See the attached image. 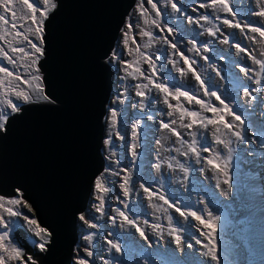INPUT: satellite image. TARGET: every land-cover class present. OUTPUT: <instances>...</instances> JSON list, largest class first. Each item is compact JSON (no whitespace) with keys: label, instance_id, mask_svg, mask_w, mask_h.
I'll use <instances>...</instances> for the list:
<instances>
[{"label":"clouds","instance_id":"clouds-1","mask_svg":"<svg viewBox=\"0 0 264 264\" xmlns=\"http://www.w3.org/2000/svg\"><path fill=\"white\" fill-rule=\"evenodd\" d=\"M136 1L137 0H134L133 7L127 16V20L133 13ZM161 1H166L168 3L172 2V0H158V2ZM173 2H175L180 9L179 18L183 19L184 25L183 27H178L175 23H172L177 30L173 31L172 34L167 30H164L163 33L166 34L168 41L177 45L179 51L172 49L170 44L165 42L164 38L153 39L151 41V46L156 53V57H160L161 66L157 69L156 76H154L152 70L150 69L149 71L147 67L142 70L146 76H151L157 83L164 82L167 83L169 87H181L182 90L188 91L198 99L204 100L207 104V96L204 94V89L200 86V83H195L196 80L193 75L188 74L187 77V75H182L178 70L180 68L187 70L188 68V65L184 64L183 58L180 56V53L183 52L184 56L189 57L190 61L193 62L191 64L192 68H194L200 74L201 79L204 80V87L214 89L222 96L221 99H225V103H231L233 110L236 111L238 115H241V119L245 121L244 126L247 129L243 132L245 139L237 140L230 132L221 137L222 139L232 141L233 158L229 165V174L227 177L231 186H228L226 189H219L218 186L213 188L208 181L209 177L215 180L216 178L209 174V170L206 167L207 155L202 149L204 147H208L209 150H211V148H216L217 144L212 134L214 126L209 125L211 126L209 143L205 142V128L199 126V121L197 124L193 125L192 128L182 126L190 123L191 120L185 117V119L181 121V110L187 108L191 111H197L196 108L198 107L201 111L202 106L195 102L189 103L184 97H181L179 100L181 108L175 110L170 109L167 104L164 103V94L159 93L154 85L146 89L145 96H137L136 91L138 89L136 85L143 84L144 81H147L143 76L137 78L129 76L127 73L124 74L123 72L121 74V76L125 77L121 80L123 86L118 87L119 79H117V76H120V62L117 61L116 66H114L111 61V55L108 61L117 69V74L114 83L115 89L112 92L111 99L107 106L105 121L107 118H110L109 108L111 106V101L115 102L119 97L121 102L117 101L119 105L116 108L119 112L118 124L116 126L111 124L110 133L113 134L112 143L116 148L115 150L117 151L121 148L123 151L122 154L117 151L120 156L118 161L119 165H117L113 164L117 163V161L108 162L104 149L106 166L101 175L104 176L105 174L112 173L113 177L111 179L105 177L106 180L108 179L110 189L113 187V192L117 191L116 195L119 198L130 202L127 203V209L124 207H118V209L126 211L130 218L135 219L138 224H144L145 227H143V229L145 232L146 228H153L149 225L152 223L160 225L161 227L159 229L153 228V230L159 233V236L151 235L145 240L139 235V232L133 230V227H131L129 232L130 226H126L121 222L117 224L113 223V217L116 219L122 217L119 216L118 212L117 214L113 212L110 205H108L106 209L108 215L105 217V223L107 227H104V222L102 221H99V226L103 227L104 232L102 233L104 234V239L112 240L113 242H118V239L120 242L122 241L123 250L129 255H134L136 264H145L144 260L150 261L149 264H210L209 258L203 254L205 249H203L201 244L196 243L197 239L204 243L208 242L204 233L208 232L209 229L205 228L199 221H196L191 216L185 218L179 214L171 216V223L165 220V225H162L164 210L159 201H154L153 198L152 200L147 198L144 189L140 187V185H144V187L149 188L155 194H163L165 198L172 199V194L175 195L178 198L176 201L180 203V208L184 211H196L203 215L205 219H207V211H211L214 216H219L220 220L214 223L215 241L218 253L221 252L222 245L231 243L235 246L233 250V260L224 256L226 259L224 261L225 264H246L247 260L252 255V253L249 252V244H252L254 247L264 246V243H262V239H264V213L261 214L260 212L264 210V194L259 195V200L255 202L252 209L247 208L246 204H239L243 200L242 198L248 187L245 177L247 174H250L257 181L261 182L264 187V172L262 168L259 167V163H262V157L264 155V151L261 150V148H264V73L260 72L259 65L252 64L235 45L239 44L242 48L247 47L248 40L246 38L250 35L249 40L254 43L253 46H251L252 48L260 44V53L258 50L252 52L257 56V59H264V56L261 55V53L264 52V46H262L259 40L251 39L252 36L257 38L259 33H252L248 28H245L242 32L239 28H232L225 25L223 20L231 19L233 22L240 20L242 27L244 21L251 22L253 26H259L253 18V16H256L253 14L254 11L259 10L248 9L249 6H254L255 0H233L230 6L237 15L232 16L231 13L224 12L223 16L220 17L218 13L214 15L212 8L200 7L201 4L208 3L209 0H173ZM248 2L249 4L247 6ZM262 3L264 4V0H262ZM254 7H256V5ZM198 11L202 13L199 14ZM205 14L209 15L210 21L200 19V17ZM188 17H192V20L190 21ZM197 19H200V22H204V24L200 26L195 23ZM165 21L169 23V20ZM140 28L136 20L135 30L138 33ZM208 29L215 31L216 35H211ZM125 30L126 23L121 30L120 39L113 52L118 48L120 40H122L121 35ZM234 34H237L238 37H234ZM172 36H174V38H172ZM225 38H228V44L223 43ZM193 40L196 41L195 45L191 43ZM204 45H207V50H204ZM196 48H199L200 51H196ZM120 54H122V51H120ZM205 56L207 60L204 59ZM132 60L133 58H129L126 61ZM241 62H244L245 67L254 69V71L249 73V76L239 72V64ZM187 78H189V86L187 85ZM248 78L251 80L248 85L252 93L250 97L244 96L241 91V88L245 86L243 80ZM256 80H259L260 83L256 84ZM191 90L194 91L192 92ZM229 91L231 95L233 94V97L235 96V100L225 97ZM169 102L173 105L177 104V101L171 97H169ZM210 103L214 104L216 107H218V105L223 107V105L217 103L215 99H210ZM169 112H172V115H168ZM205 113L206 111L202 107V111L200 112L201 116ZM149 117H151V119H149ZM224 119L228 122L232 121V117L227 115L224 116ZM173 120H175L176 123L171 126L176 128L177 131L180 132L181 137H183V140L188 143H191L192 140L185 134L189 132L195 133V139L197 140L196 147L201 157L199 160L194 153L188 150L187 143L180 149L174 147V144L170 142L169 136L165 134V131L170 132V130L164 129L161 126V121L171 124ZM134 125L135 127H133ZM117 132L119 135L116 134ZM167 148H174L173 155H171ZM185 152L188 153V160L193 163V166H186L183 159V153ZM133 153H135V155H133ZM221 156H227V150L225 148L224 154H221ZM131 159L134 161L133 165L131 164ZM249 163H253V166L251 167ZM157 164L160 165L159 168L156 167ZM169 164L172 165L171 168ZM181 164L187 169L186 172L180 168ZM210 167L213 169L212 166ZM116 173H118V175ZM129 173H131V181L127 186L130 189V194L125 197L121 186L124 184L123 177ZM178 181L181 182L180 186L176 183ZM115 182H117V184H115ZM118 183L119 187L117 188ZM208 190L212 192L209 193ZM186 192L187 199L184 200ZM93 194L91 202L94 198ZM91 202L87 210L88 214L90 213L89 209ZM147 203L156 205L158 210L154 211L151 210V208L148 210L146 207ZM261 205L262 207H260ZM167 208L168 210L172 209V207L169 206ZM129 211L132 213L135 211V216L130 215ZM232 213H237L239 217L238 221L245 224L248 223V221L251 223L254 216H257L259 225L253 224V226L261 229H258V235H249L247 233L248 231L243 226L238 228V232L231 228L230 219ZM145 221L147 223H145ZM172 228L180 230L178 234L183 238L181 246H177L174 243V236L168 234ZM161 231L163 232L162 238L160 235ZM103 240L98 242L96 249L90 248L91 251L96 250L98 252L96 255L93 254V256L90 257L91 260L88 259L87 255H84L83 258L88 259L90 264H106L104 258H108L109 264H127L124 262L127 260L121 258L117 253L113 252L112 249V254L109 256L106 252L107 247L103 246L102 248ZM80 244L81 233L79 230V241L75 247L73 256V261L76 263L78 259L81 258L77 257V250ZM188 244L192 246L188 247ZM34 249H36V252H41L39 249L33 247V250ZM23 251L25 260H27L29 255H25L24 248ZM44 252L45 251L42 253ZM261 252H264V248L260 250V253Z\"/></svg>","mask_w":264,"mask_h":264},{"label":"water","instance_id":"water-1","mask_svg":"<svg viewBox=\"0 0 264 264\" xmlns=\"http://www.w3.org/2000/svg\"><path fill=\"white\" fill-rule=\"evenodd\" d=\"M45 22L39 61L50 101L22 104L0 131V195L16 189L51 232L47 250L33 253L27 236L14 235L36 264H77L79 215L87 212L94 181L105 169L107 106L117 69L108 61L134 0H55Z\"/></svg>","mask_w":264,"mask_h":264},{"label":"snow or ice","instance_id":"snow-or-ice-1","mask_svg":"<svg viewBox=\"0 0 264 264\" xmlns=\"http://www.w3.org/2000/svg\"><path fill=\"white\" fill-rule=\"evenodd\" d=\"M262 0H256V3H261ZM147 3L151 6V9L154 10V18L152 13L149 12L148 8L144 6V0H140V3L137 5L139 11L140 20L144 25H152L160 29L161 32L164 31V27H161V12L158 8L155 0H147ZM12 0H0V24L9 25L10 28H4L3 35H0V40H4L8 45V50H5L3 46H0V61L6 60L9 65H12V68L5 66L4 63L0 62V131L5 130V125L8 121L9 114L19 113L23 103H34L40 100L50 101V96L45 92V86L43 83V77L39 74V61L44 56V33H45V22L49 19L50 13L57 8V3L55 0H20V6L18 9L13 10L10 7ZM172 9L179 12L180 9L177 7L175 2L171 3ZM201 8H212L215 11H222L225 13H231L232 16H236L237 13L233 12V8L229 4V0H209L208 3L200 5ZM17 11H20L21 16L17 17ZM11 12V17L6 19V14ZM256 16L264 17V7H260L259 11L253 13ZM28 21L30 23L25 26L24 23H21L19 28H17V20ZM191 21L192 17H188ZM204 21H210L209 15L205 14L200 17ZM200 19H197L195 23L199 24ZM223 23L232 28H239L242 32L245 28H248L252 33H259L261 37H264V20H261L259 26H253L251 22L244 21L243 27L240 20L233 22L231 19H224ZM169 33L173 32L174 29L167 27ZM133 32V21L131 17L126 21V30L123 32V44L127 47L128 55H132L135 52V59L132 61H123L121 56L116 52L112 53V57L124 64V71L129 76L141 77L143 76L146 80L149 81L148 84H139L136 85L138 89L136 91L137 96H145L144 89L149 88V84L154 85L155 89L159 93L164 94V103L170 109H180L181 105L179 100L181 97H184L189 103L195 102L198 105H201L206 111L213 114L212 118L201 116L198 111H191L187 108H183L180 113V119L183 121L185 117L190 118L191 122L185 125H182L186 128H192L193 125L197 124L199 121V126L207 129L209 125L214 126L213 136L215 137V143L218 145H223L227 150V156H221L220 152H216L214 156L207 158V164L212 166L213 170L217 173H223L226 177L224 183L229 184L228 174H229V165L231 164L233 158V150L231 147L232 141L225 140L221 137L223 135L231 133L237 140H244L245 137L243 132L247 129L245 128V121L241 119V115H238L236 111L233 110L231 103H225V99H221V96L217 95L216 91H210L208 87H204V80L201 79L199 73L192 68L189 57L184 56L183 52L180 53V56L183 58L184 64L188 65L187 70L184 68L178 69L182 75L187 73H192L195 80L199 81L200 86L204 89V94L206 96L215 97L221 105L222 108L216 107L214 104H206L204 100L198 99L195 95L189 93L188 91L182 90L181 87H169L167 83L160 82L157 83L154 81L151 76H146L144 71L140 67V59L143 58L148 64L153 73L156 71V65L152 60V57L140 51V46L136 44L135 48L128 47L130 40L133 44L136 43L135 36L130 35ZM208 32L215 36L216 32L212 29H208ZM140 35L142 37H148L149 43L153 38V33L151 31L141 30ZM6 37H11V40L6 39ZM165 42L169 43L171 48L179 51L177 45L168 41L167 37L164 38ZM251 39H256L255 36H252ZM195 45L196 41L191 42ZM223 43L228 44V38L223 40ZM14 44H19L20 46H14ZM147 46V45H146ZM235 47L240 52H247L246 48H242L239 44H236ZM191 50V49H190ZM200 51L199 48L195 49ZM204 50H207V45H204ZM12 53V54H10ZM249 55H251L249 53ZM264 56V52L261 53ZM207 60V57H204ZM251 59L254 64L260 66V72L264 73V59H257L255 56H251ZM22 68L23 72L18 71ZM131 70V71H130ZM241 71L248 75L254 69L242 68ZM256 84H259L260 81L256 80ZM243 95L250 97L252 93L245 88ZM169 97L177 101L176 105H173L169 102ZM227 98V97H226ZM19 101L20 103L16 102ZM118 102H121L119 97L117 98ZM168 115H172V112H169ZM227 115L232 117V121L228 122L224 119V116ZM119 112L117 109L113 108L110 110L111 124L116 126L118 124ZM151 119V117H149ZM239 122V123H237ZM176 121H171V124L164 123L161 121V126L164 129L170 130V132L175 135L181 142V144H188V150L194 153L199 160L200 152L197 150V140L195 139V133H192L193 140L191 143L183 140L179 131L171 125L175 124ZM135 127V125L133 126ZM238 129V130H237ZM223 130V131H222ZM119 135V133H116ZM122 139V137H121ZM106 143H111V141H106ZM204 152H208L209 148L204 147L202 149ZM179 151V150H177ZM187 155V153H184ZM135 155V153H133ZM219 161V162H218ZM157 168L160 167L159 164L156 165ZM171 168L172 165L169 164ZM180 168L185 172L187 169L184 168V165H180ZM118 175V173H116ZM124 184L121 186L123 188V194L125 197L129 196L130 189L129 185L131 181V173L123 177ZM219 186V185H217ZM231 185L229 184V187ZM144 189V192L147 194V198L152 200L153 196L156 195L149 188L140 185ZM95 192L97 193V199L99 204L97 206V211L103 213L104 211V200L105 194L110 191V186L108 181L103 175L97 177L94 181ZM17 196L6 197L0 195V264H10L11 261H19V264H36L34 258L29 255L27 260H25L23 244L16 240L15 230L18 228H24L27 225V230H30L32 237H29L28 242L35 248H38L39 251L43 252L47 250V245L51 242V232L46 226H42L35 215L26 214L23 209H27L28 213H32V207L26 199H24V193L21 189H16ZM159 200L164 201L165 204H168L169 207L175 209L180 216L187 218L191 216L196 221H199L201 225L205 228H208L209 231L204 233L207 237L208 242L204 243L203 241L197 239L196 243L201 244L204 251V255L209 258L210 264H221V258L218 253L217 244L215 241V227L214 223L220 220L219 216H214L211 211H207V219L196 211H184L180 207H177L174 203H171L164 195L158 197ZM156 207V205H153ZM124 208L127 209L128 205L124 204ZM119 213V216L122 217V221L126 222L128 225L135 227L136 231L139 232V235L145 240L148 239L144 230H142L137 221L127 214L126 211H121L120 209L116 210ZM20 217L23 219L24 224H20L16 220L10 218ZM115 217L112 218L113 223H115ZM169 222L171 223L172 217H168ZM79 220L83 222L87 228L95 229L98 227L96 223H91L89 219H86L85 215H79ZM145 223H147L145 221ZM154 229H159L160 225H152ZM179 229L172 228L169 231L170 236H174V243L177 246H181L183 243V238L179 235ZM94 233L83 236V239L88 241L89 244L93 241ZM161 238L163 232L160 233ZM108 244L111 245L112 249H115L116 252L121 251V245L119 242H113L108 240ZM191 244H188V247H191ZM84 251L87 257L93 256V251L89 247H85ZM77 264H90L88 259L83 257L79 258Z\"/></svg>","mask_w":264,"mask_h":264},{"label":"rangeland","instance_id":"rangeland-1","mask_svg":"<svg viewBox=\"0 0 264 264\" xmlns=\"http://www.w3.org/2000/svg\"><path fill=\"white\" fill-rule=\"evenodd\" d=\"M155 2L157 3L158 8L160 9V12H161V17H160L161 27H164L165 25H167V27L173 28L174 31L177 30V28L172 23H175L178 27H183V25H184L183 19H180L179 18L180 11L177 12L174 9H172V7H171V3L173 2V0H172L171 3H168L166 1L158 2V0H155ZM232 2H233V0H229V4L230 5H231ZM139 3H140V0H137L136 1L135 8L133 10V13L130 16L131 19H132V21H133V32L130 33V35H134L135 36L136 43L133 44L131 42V40H130V43H129V46L128 47L135 48L136 47V44H138L140 46V51L141 52L146 53L147 55H149V56L152 57V60L154 61L155 65H156V71L153 74H154V76H156L157 75V69L161 66V59H160L159 56L156 57V53L153 51L152 46H151L152 43H149V38L148 37H142L140 35V32H141V30L151 31L153 33L152 40L153 39H159V38H165L166 37V34L163 33L164 31L161 32L160 29L156 28L155 26H152V25H144L143 24V22L140 20L139 11L137 9V5ZM200 3H198V4H200ZM248 4H249V2L247 3V6H248ZM255 5H256V7H254ZM19 6H20V0H12V4L10 5V7L13 8V10L18 9ZM144 6L147 7L148 10H149V12L153 14L152 17H150V19L151 18H154V10L151 9V6L150 5H148L147 0H144ZM254 6L253 7L249 6L248 9H250V10H259L260 7H264V4L262 2L258 4V3H256V0H255ZM0 11H2V9H0ZM213 11H214V15L218 13V16H220V17L223 16V14H224V12H222V11H215V10H213ZM254 12H256V11H254ZM198 13L200 14L202 12L198 11ZM21 14L22 13L20 11H17V17L21 16ZM10 17H11V12H9V13L6 14V19L7 18H10ZM253 18H254L255 22L258 23V25H259L260 21L263 20L259 16H253ZM136 20L139 23V26L141 27L139 29V33L135 30ZM165 20H169V23L166 22ZM21 23H24L25 26H27V24L30 23V22H28V21H21V20L18 19L17 20V28H19V26H20ZM167 27H164V30L165 31L167 30ZM4 28H10V24L9 25H2V24H0V35H3ZM172 33L173 32H171V34ZM249 36H247V38H246L248 40L247 41V47H243V48H246L247 49V52H243V55H245L252 62V64H254L253 61H252V59H251V56L253 55L256 58H257V56L254 55L250 51V49L252 48L251 46H253L254 43L251 40H249L250 39ZM121 38H122V40H120V43L118 45V48L116 49L115 52L121 56V60H123V61H126L129 58L135 59L136 58L135 57V52L132 55H128L127 47H125L124 44H123V33L121 35ZM172 38H174V36H172ZM6 39L11 40L12 38L11 37H6ZM256 40H259L261 42L262 46H264V37H261L260 35H258V37L256 38ZM0 46H3L5 48V50H8V45L5 43L4 40H0ZM14 46H20V45L19 44H14ZM248 47H251V48H248ZM120 51H122V54H120ZM249 53L251 55H249ZM10 54H12V53H10ZM111 61L113 62L114 66H116L117 60H115L112 57ZM0 62L4 63V65L7 66V67H9L10 69L12 68V65H9L6 60L0 61ZM254 65H256V64H254ZM140 67H141V69L147 67L149 69V71H150L149 64L143 58L140 59ZM242 68H245L244 62H241L239 64V72L241 74H244L245 75V73L243 71H241ZM248 68L251 69V67H248ZM18 71L23 72V69L20 68V69H18ZM123 72H124V74H126V72L124 71V64L120 62V65H119V73H120V76H117V79H119V84L117 85L118 87L123 86V84H121V80L123 78H125V77L121 76V74ZM188 74L193 75L192 73H187L186 74L187 77H188ZM177 76H179V75H177ZM248 76H249V74H248ZM243 81L245 83V86L243 88H241V91L243 92L245 88H247L249 91H251L250 87L248 86L250 84L251 80L248 78V79L243 80ZM197 82H199V81H195V83H197ZM148 83H149L148 80L143 82V84H148ZM151 85L152 84H149V86H151ZM187 85L188 86L190 85L189 78H187ZM208 88H209L210 91H215L214 89H212L210 87H208ZM143 91L146 94V89H144ZM191 91L193 92L194 90H191ZM217 95L221 96L219 93H217ZM234 95H235V93H234ZM225 97H227L228 99L230 98L231 100H235L234 99L235 96L233 97V94L231 95L230 94V91H229V93L227 92V94H226ZM210 99H215V97L207 96V104L210 103ZM16 102L20 103L19 101H16ZM216 102L219 103V101H217V100H216ZM118 105L119 104H118L117 100H115V102L114 101H111V106H110L109 110H111L113 108L116 109ZM218 107L219 108H222L219 105H218ZM196 110L198 112H201L202 111V107H201V111H200V109H198V107L196 108ZM10 115H12V114H9V116ZM109 115H110V111H109ZM202 116H206V117L212 118L213 117V114L211 112L206 111V113L203 114ZM110 121H111V117L109 119L107 118L106 121H105L106 122V125H107V127L109 129H111V123H110ZM165 134L169 136V140H170L171 143L174 144V147L181 149V147L184 145V144H181L180 140L176 136H174L173 134H171L170 132H166L165 131ZM185 135L187 137H189L191 140H193L192 132H189L188 134H185ZM109 140L111 141V143H106V141H109ZM112 140H113V134L112 133H107V135L105 137V143H104L106 157H107L108 162L117 161V163H113V164L119 165L118 164V161H119L120 156L117 153V151L122 154V151L123 150H121V148H120V149H118L116 151L115 150L116 148L113 146ZM217 151L220 152L221 154H224V146L217 144L216 148H211V150H209V152H206L205 153L207 155L206 161H207V158H209L211 156H214V154ZM133 163H134V161H133V159H131V164L133 165ZM206 167L209 170V174L216 178L217 183L219 185L218 186L219 189H226L229 186L228 184L224 183L225 176H224L223 173H217L216 171H214L213 169H211L210 165H208V164H206ZM104 177L111 179L113 177V174L112 173H108V174H105ZM107 181H108V179H107ZM115 184H117V182H115ZM118 187H119V183H118L117 188ZM93 192H94V194H93L94 195V198H93V200L91 202V205H90V209H89L90 210V213L88 214L87 212H85L83 215H85L86 219H89V221L91 223H96L98 225V227H99V221L104 222V227H107L106 226V223H105V217H106V215H108L107 212H106V209H107V206L108 205H110L111 208H112V211L117 214V211L116 210L118 209V207L121 208V207H124V204L130 203L129 201H127L125 199L119 198L116 195V192L117 191L113 192V187H111L110 191L107 193V196L105 194L104 211H103V213H101V212H98L96 210L97 209V206L99 204V200L97 199V193L95 192V188L93 189ZM160 195H163V194L157 193L155 196H153V200L154 201H159L160 204H161L162 209L164 210V215L162 217V225H165V223H166L165 220L166 221H169V219H168L169 216L177 215L179 213H177L174 208H172L171 210H168L167 207L169 205L168 204H165L164 201L158 199V197ZM166 199H168L171 203H174L177 207H180V203L178 201H176V199H178V198L175 195L172 194V199H169L167 197H166ZM153 205L154 204H152V203H147L146 207H150L151 210H154V211L155 210H158L157 206L156 207H153ZM260 207H262V205ZM23 211L26 214L34 215L33 212L32 213H28L27 209H23ZM259 211H260V209H259ZM129 214L135 216V211L133 213L129 211ZM238 218L239 217H238V214L237 213H232L231 219H230L231 220V224H230V227L231 228H233L236 232H238V228L240 226H243L248 231L247 233L249 235H252V236H257L258 235V233H257L258 232V228H256L255 226H253V224L259 225V222H258L259 219H258L257 216H254V219H253V221L251 223L248 221V223H246V224L243 223V222H239L238 221ZM10 219L16 220L19 223H21V224L23 223L24 224L23 219L20 218V217H15V218H10ZM112 222H113V220H112ZM118 222H121V223H123L126 226L128 225L126 222H123L122 221V218L115 219V224H117ZM138 225H139V227L142 230H144L143 229V227H145L144 224H138ZM149 225H150V227H152V225H156V224L152 223V224H149ZM128 226H130V225H128ZM131 227L132 226H130V229L128 230L129 232L131 230ZM97 228H95V229L87 228V226L84 225L83 222H81L79 220V230H80V233H81V244L79 245V249L77 250V257H84V255H86V253L84 251V248L85 247H89V248H92V249H96L98 242L99 241L101 242V240L104 239V234L103 233L98 234ZM18 229L22 230L27 236L32 237L31 231L30 230H27V225H25L24 228H18ZM18 229H16L15 232ZM133 230L136 231V228L133 227ZM92 233H94L95 235H94L93 241L89 244L88 241H86V240L83 239V236L88 235V234H92ZM145 234H146L147 237L148 236H151V235L159 236V233H157L155 230H153V228L152 229L151 228H146ZM32 238H34V237H32ZM118 242L121 245V251L120 252H116L115 249L110 248L111 245L108 244V240L107 239H104L102 241V244H103L102 245V248H103V246H106L107 247L106 252H107V254L109 256L112 254V252H111V249H112V251L115 252V253H117L121 258H124L127 261L128 260H131V256L129 254H127L126 251L123 250V247H122V244L123 243H122V241L120 242L119 239H118ZM262 243H264V239H262ZM29 244L31 245L30 242H29ZM247 244H249V243H247ZM249 246H250L249 252H251L252 255L249 257V259L247 260L246 264H259V254H260V250H262L264 248V246L261 245L260 247H254L252 244H249ZM234 248H235V246L233 244H231V243H228V245H225V244L222 245L221 252L219 253L220 258L222 256V258H221V264H225L224 261L226 259L224 258V256L226 258H230L231 260H233L232 257H233V250H234ZM35 252H36V249L33 250V253H35ZM104 261H105L106 264H109L108 258H104ZM149 262L150 261L144 260V263L145 264H149ZM10 264H19V261H11Z\"/></svg>","mask_w":264,"mask_h":264},{"label":"bare ground","instance_id":"bare-ground-1","mask_svg":"<svg viewBox=\"0 0 264 264\" xmlns=\"http://www.w3.org/2000/svg\"><path fill=\"white\" fill-rule=\"evenodd\" d=\"M262 19H264V18L262 17ZM203 24H204V22H200L198 25L202 26ZM233 36L238 37L237 34H234ZM260 49L261 48H260V44H259V45H256L254 48H252L251 52H255L256 50H258V52L260 53ZM191 130H193V129H191ZM204 133H205V142L209 143L210 142L211 126H208V128L205 129ZM167 149L170 151L171 155H173L174 148H167ZM261 150L264 151V148H261ZM181 152H183V151H181ZM188 157H189L188 153H187V155H185L183 153V159L185 161L186 166H193V163H191L188 160ZM249 165L252 167L253 163H249ZM259 165H260L259 167H261L263 172H264V155L262 157V163L260 162ZM245 177H246V181L248 183V187H247V190H246V192L242 198L243 200L239 204H241V205L246 204L247 208L252 209L254 207L255 202H257L259 200V195L264 194V187H263V184L261 182L257 181L250 174H247ZM208 181H209L211 187L216 188L217 182L214 178L209 177ZM176 183H178V186H180L181 182L178 181ZM195 189H196V187H195ZM208 192L211 193L212 191L208 190ZM186 199H187V192L184 195V200H186ZM147 209L149 210L150 207H147ZM260 212L262 214V213H264V210H261ZM258 229L261 230L260 228H258ZM259 257H260V264H264V252H261Z\"/></svg>","mask_w":264,"mask_h":264},{"label":"flooded vegetation","instance_id":"flooded-vegetation-1","mask_svg":"<svg viewBox=\"0 0 264 264\" xmlns=\"http://www.w3.org/2000/svg\"><path fill=\"white\" fill-rule=\"evenodd\" d=\"M97 230H98V234L104 232L103 227H100V226L97 228ZM97 253L98 252L96 250H93V254L96 255ZM130 256H131V260L124 261V262L127 263V264H136V260H135L134 255H130ZM88 259L91 260L90 257H88Z\"/></svg>","mask_w":264,"mask_h":264}]
</instances>
